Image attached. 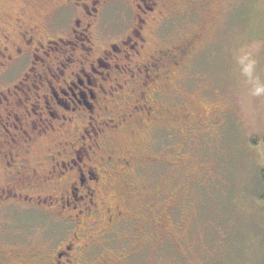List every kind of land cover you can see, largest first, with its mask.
Segmentation results:
<instances>
[{
  "label": "flooded vegetation",
  "instance_id": "obj_1",
  "mask_svg": "<svg viewBox=\"0 0 264 264\" xmlns=\"http://www.w3.org/2000/svg\"><path fill=\"white\" fill-rule=\"evenodd\" d=\"M193 2L46 0L35 15L26 0L0 22V264H124L149 244V202L173 194L151 201L139 172L185 160L179 144L120 141L155 130L180 139L224 115L194 114L181 87L202 34L161 39Z\"/></svg>",
  "mask_w": 264,
  "mask_h": 264
},
{
  "label": "rangeland",
  "instance_id": "obj_2",
  "mask_svg": "<svg viewBox=\"0 0 264 264\" xmlns=\"http://www.w3.org/2000/svg\"><path fill=\"white\" fill-rule=\"evenodd\" d=\"M25 1L0 0V22L14 19ZM33 1L31 14L47 11L46 0ZM182 12L160 33L166 45L202 34L180 76L187 107L224 115L218 128L200 127L181 140L162 142L155 130L120 141L125 149L139 141L179 144L186 165L138 171L151 201L150 194L173 195L149 202L151 222L140 235L149 244L124 264H264V0H194ZM187 170L194 177L183 180Z\"/></svg>",
  "mask_w": 264,
  "mask_h": 264
},
{
  "label": "trees",
  "instance_id": "obj_3",
  "mask_svg": "<svg viewBox=\"0 0 264 264\" xmlns=\"http://www.w3.org/2000/svg\"><path fill=\"white\" fill-rule=\"evenodd\" d=\"M260 177H261L262 184L264 186V170L261 171ZM259 199L264 202V188L261 194L259 195Z\"/></svg>",
  "mask_w": 264,
  "mask_h": 264
}]
</instances>
